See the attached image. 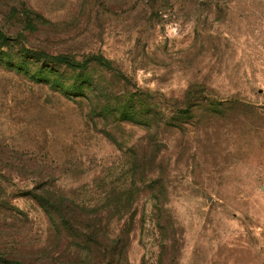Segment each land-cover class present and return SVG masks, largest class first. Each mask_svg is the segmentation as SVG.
Here are the masks:
<instances>
[{
  "label": "rangeland",
  "instance_id": "obj_1",
  "mask_svg": "<svg viewBox=\"0 0 264 264\" xmlns=\"http://www.w3.org/2000/svg\"><path fill=\"white\" fill-rule=\"evenodd\" d=\"M0 48L28 68L0 63V145L43 165L5 183L1 245L85 264L26 194L45 183L122 237L119 264H264V0H0Z\"/></svg>",
  "mask_w": 264,
  "mask_h": 264
},
{
  "label": "trees",
  "instance_id": "obj_2",
  "mask_svg": "<svg viewBox=\"0 0 264 264\" xmlns=\"http://www.w3.org/2000/svg\"><path fill=\"white\" fill-rule=\"evenodd\" d=\"M23 14L26 18V24L29 27L33 26L37 18H43L40 13L28 8L23 10ZM24 49L26 56H31V58L35 57L38 60L45 58L51 62L50 66L64 65L73 71H84L90 65L96 64L100 67L123 74L115 67L113 61L102 53H92L83 60H79L67 53L49 54L44 51H35L25 47ZM8 55L9 52L2 51L0 48V63H4L6 67L13 71L23 74L28 73V68L23 64L17 61L14 63L8 61L5 58ZM33 74V78L36 80L44 76L40 70H37ZM60 86L64 87L65 85ZM67 90L70 89H66V92ZM129 112L126 111V113ZM29 160L24 156L11 154L7 146L0 145V225H3L2 223L5 222L4 225L6 226L0 228V237L6 236L5 231L11 225L8 221L17 219L20 214H23L17 206L10 202L5 183L12 176L27 178V175L31 173L40 179L43 176V169L41 168L43 165L36 159H34V163H29ZM39 182L37 181L36 183L38 184ZM26 194L30 195L39 203L50 219L53 230L68 233L65 237L67 241H69L68 238H72L73 236L81 238V242L77 243L79 246L77 257L80 259L83 256L82 258L85 264H119L121 260L117 259V257L124 250L122 237L119 234L114 235L113 238L107 235L104 232L102 221L96 218L95 212L91 207L80 205L74 199L58 195L55 191L50 190L45 183L36 185ZM49 250V252L19 253L12 247L9 248L7 245L0 244V264H62L61 258L55 256V250Z\"/></svg>",
  "mask_w": 264,
  "mask_h": 264
}]
</instances>
